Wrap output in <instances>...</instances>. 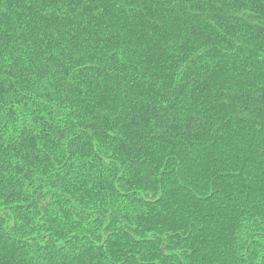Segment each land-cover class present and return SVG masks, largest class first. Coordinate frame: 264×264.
I'll return each instance as SVG.
<instances>
[{"label": "trees", "instance_id": "obj_1", "mask_svg": "<svg viewBox=\"0 0 264 264\" xmlns=\"http://www.w3.org/2000/svg\"><path fill=\"white\" fill-rule=\"evenodd\" d=\"M0 264H264V0H0Z\"/></svg>", "mask_w": 264, "mask_h": 264}]
</instances>
